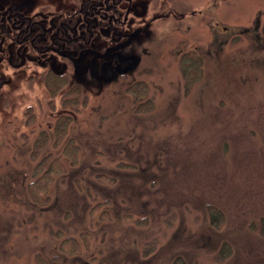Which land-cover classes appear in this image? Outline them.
<instances>
[{
  "label": "rangeland",
  "instance_id": "rangeland-1",
  "mask_svg": "<svg viewBox=\"0 0 264 264\" xmlns=\"http://www.w3.org/2000/svg\"><path fill=\"white\" fill-rule=\"evenodd\" d=\"M230 25L245 37L181 44L198 49L196 72L157 45L140 84L71 93L56 148L6 137L0 264H264V0ZM68 237L79 253L61 251Z\"/></svg>",
  "mask_w": 264,
  "mask_h": 264
},
{
  "label": "flooded vegetation",
  "instance_id": "flooded-vegetation-1",
  "mask_svg": "<svg viewBox=\"0 0 264 264\" xmlns=\"http://www.w3.org/2000/svg\"><path fill=\"white\" fill-rule=\"evenodd\" d=\"M248 1L0 0V149L7 136L28 135L32 153L39 138L55 147L71 93L86 103L123 80L136 85L157 45L176 44L179 61L195 65L198 49L181 44L240 41L246 26L230 19Z\"/></svg>",
  "mask_w": 264,
  "mask_h": 264
},
{
  "label": "trees",
  "instance_id": "trees-1",
  "mask_svg": "<svg viewBox=\"0 0 264 264\" xmlns=\"http://www.w3.org/2000/svg\"><path fill=\"white\" fill-rule=\"evenodd\" d=\"M188 64H189V70L191 72H196V70L198 69L197 66H195L196 64L194 65L191 62H188ZM71 122H72V119H69L67 121L61 119L60 121H58L57 128L55 130L57 132V136H58V139L56 140V144L59 143V140H62L65 137V134L67 133L66 130L69 127V124ZM41 144L42 143H40L39 145H41ZM78 151H79L78 145H77L76 142L74 143L73 140H69V141L67 140L66 144L64 142V155L66 157L70 158L71 160H73V163H76L77 157L79 155ZM47 158H48V156H47ZM63 171L64 170L61 167L59 169H57V170L54 169V167H53L50 170H47L45 173L38 172V174H41L44 177H47L49 175H52V173L59 174V173H61ZM50 179L51 178L47 177V182L52 180V179L51 180ZM46 185H47V183L45 185L37 183V184H34V185L30 186V190L32 192L33 197L34 198L36 197L38 199L39 198L38 194H40L42 192H46V189H47ZM86 244H87V240H86L85 245ZM60 249H61L62 252L66 253V254H72V255L73 254H77V253L80 252L81 243L77 239H75L73 237H68V238H66V239H64L62 241Z\"/></svg>",
  "mask_w": 264,
  "mask_h": 264
}]
</instances>
